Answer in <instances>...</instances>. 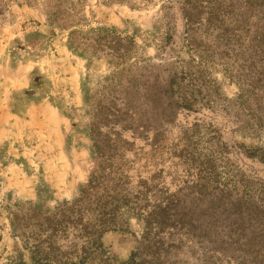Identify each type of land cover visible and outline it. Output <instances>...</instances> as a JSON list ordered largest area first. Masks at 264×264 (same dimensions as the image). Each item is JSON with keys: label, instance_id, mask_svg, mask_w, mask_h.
Listing matches in <instances>:
<instances>
[{"label": "rangeland", "instance_id": "1", "mask_svg": "<svg viewBox=\"0 0 264 264\" xmlns=\"http://www.w3.org/2000/svg\"><path fill=\"white\" fill-rule=\"evenodd\" d=\"M249 1L0 0V264H264Z\"/></svg>", "mask_w": 264, "mask_h": 264}, {"label": "trees", "instance_id": "2", "mask_svg": "<svg viewBox=\"0 0 264 264\" xmlns=\"http://www.w3.org/2000/svg\"><path fill=\"white\" fill-rule=\"evenodd\" d=\"M243 3H244V6L246 8L251 7V3L249 0H243ZM252 7H255V11H256V14L258 15L259 20L264 21V0H255ZM100 178H102V177L98 176L94 179H93V177L90 178L88 184L81 189L80 194L78 195V197L76 198L74 203H72L71 205H69L67 207L65 206V208L64 207L62 208L63 211L59 212L61 215V219L58 220L57 223L54 224L57 229L54 228L52 230L53 232H56L58 229H60L62 227H68L69 225H72V221H73L71 219L72 216H80V212L75 211L74 207L80 206L83 203V200L89 198L90 197L89 193H92V192L98 193V189L100 187L99 186L100 183L98 181ZM94 198L97 199L95 196H94ZM75 203H78V204L75 205ZM80 220L81 219L79 218L78 221H80ZM75 224L80 225V223H78V222H76ZM114 227H115V224L112 220L108 221L106 224H102L96 230H89L88 228L83 226L80 230V234L78 237H80L82 239H86L91 246L96 241H99V239L102 238V235L106 231L111 230ZM53 234L55 235L56 233H53ZM31 260L35 264H48V262H49L48 258H36L33 255L31 256ZM81 262L82 261H80L79 264L84 263V262H82V263ZM72 264H76V263L73 262Z\"/></svg>", "mask_w": 264, "mask_h": 264}]
</instances>
